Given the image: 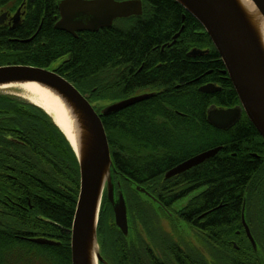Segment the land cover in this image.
<instances>
[{
    "label": "trees",
    "instance_id": "trees-1",
    "mask_svg": "<svg viewBox=\"0 0 264 264\" xmlns=\"http://www.w3.org/2000/svg\"><path fill=\"white\" fill-rule=\"evenodd\" d=\"M141 1L142 16L73 37L55 29L51 1L35 0L20 32L26 38L36 35L27 43H13L1 34L0 67L50 69L61 60L56 72L97 110L101 103L130 98L139 90L154 91L148 100L102 117L115 190H124L133 231L130 238L120 233L104 197L98 237L109 264H159L155 252L164 240L160 217L135 186L145 188L160 208L190 197L194 204L182 208L183 217L207 234L208 241L211 236L220 248L233 251L244 205L253 232L264 235V140L245 113L228 130L209 125V106L240 105L228 75H223L219 53L199 22L174 0ZM193 49L207 53L189 56ZM207 82L222 84V92L200 93L198 88ZM180 137L186 142L179 144ZM193 138L201 140L192 143ZM172 141L178 144L172 146ZM217 147L222 149L215 157L165 179L173 167ZM200 188L206 190L191 196ZM79 191L76 154L52 118L28 100L0 92V264H72L71 229ZM28 233L59 245L17 237ZM259 244L264 249V239ZM238 245L251 249L248 243Z\"/></svg>",
    "mask_w": 264,
    "mask_h": 264
},
{
    "label": "water",
    "instance_id": "water-1",
    "mask_svg": "<svg viewBox=\"0 0 264 264\" xmlns=\"http://www.w3.org/2000/svg\"><path fill=\"white\" fill-rule=\"evenodd\" d=\"M192 15L206 31L224 63V74L228 75L239 98L240 105L233 108L212 107L208 112V123L220 130L233 127L245 113L249 121L264 140V47L259 33L238 0H174ZM264 21V0H250ZM60 20L55 29L73 37L81 32H98L110 28L116 20L143 15L141 0H64L59 4ZM179 36L177 34L175 39ZM207 51L193 49L189 56H203ZM61 60L50 69L9 65L0 67V91L21 88L33 83L49 87L64 100L65 108L73 117L76 146L74 150L80 168V191L71 229L72 264H92L93 246L97 244V264L106 262L98 244V223L102 203L106 196L112 205L117 229L124 237L129 235V215L125 195L120 188L118 196L113 182L114 163L102 117L118 113L155 93H145L111 104L97 110L71 82L56 72ZM221 89L214 84L199 88L202 93H214ZM47 113V112H46ZM54 124L66 137L63 130ZM67 139V137H66ZM68 140V139H67ZM69 142V140H68ZM222 147L201 152L165 173V179L179 176L203 162L215 157ZM120 186V185H119ZM135 190L147 197L155 206L158 200L145 188ZM243 224L255 245L245 221ZM40 245H59L47 238H33ZM256 247V245H255Z\"/></svg>",
    "mask_w": 264,
    "mask_h": 264
},
{
    "label": "flooded vegetation",
    "instance_id": "flooded-vegetation-1",
    "mask_svg": "<svg viewBox=\"0 0 264 264\" xmlns=\"http://www.w3.org/2000/svg\"><path fill=\"white\" fill-rule=\"evenodd\" d=\"M49 1H51L53 7H55V12H54L55 14L53 15L54 27H55L56 23L60 20L59 4L64 0H49ZM33 2H35V0H0V35L1 34L6 35L4 39L13 43L14 42L27 43L31 41V39L36 35L37 32L35 33V35L26 38V36L22 35L20 32V30L24 28L27 19L31 16V12L34 11L35 9V6L32 5ZM81 33H85V32H81ZM81 33H77V35ZM177 38L175 39L174 36L173 41L169 46H173ZM192 57H199V56H192ZM224 71H223V75H226L224 74ZM209 84H214L216 87L220 88L221 90L214 93H203V94L213 95L215 93L222 92L223 89L222 84L218 82H207L202 84L200 87ZM153 92L154 91H150L148 89H142L139 90L138 93L133 96H137L140 93H153ZM212 107L224 108L222 106L211 105L209 106L208 112ZM204 190L206 189L200 188L199 190H196L190 194L192 196ZM189 199L190 197H187L185 199H180L179 201L173 202L169 207L167 206L161 208V210L164 211L165 210L171 211L174 214L176 220L174 219L173 221L168 218V220L171 221L170 222L171 225L173 226L172 229L166 231L162 229L163 228L162 226L159 229L161 237L162 239H164L161 248L157 252H155L156 255L159 257L160 260L159 264H264V249L259 248L260 247L259 241H261V239H264V235L262 234L259 235L254 233L253 232L254 230L252 229L246 217H245V221L249 228L251 236L255 242L256 247L255 245H253L250 236L246 232L241 214L242 230L236 231V237L231 241L233 246L235 247V250L233 251L225 250L220 248L212 240L211 236H209V241H208L207 234L199 232L195 228L194 222L192 220H188L186 217H183L185 215V212H181L182 208L194 204V203L190 204ZM177 207L180 208L179 211L176 212L174 209H176ZM259 208H257V210H259ZM259 215H260V211H258L257 213V219H259ZM179 224H184L188 228V231L191 232V236L192 233H194L195 237L192 236L191 238H194L192 240L196 242L199 239V242H201L200 248L204 249L205 251H201V249L199 250V248H197V245L194 244L192 240L182 237ZM28 235L22 236L21 234H17V237L27 241H31V239L33 238H43V237H34L33 233H28ZM238 242L240 244L248 243L251 249L249 250L240 249ZM150 253L151 251H147V255H148L147 257H149Z\"/></svg>",
    "mask_w": 264,
    "mask_h": 264
},
{
    "label": "bare ground",
    "instance_id": "bare-ground-1",
    "mask_svg": "<svg viewBox=\"0 0 264 264\" xmlns=\"http://www.w3.org/2000/svg\"><path fill=\"white\" fill-rule=\"evenodd\" d=\"M242 8L246 11L251 22L255 26L259 33L261 43L264 47V21L255 9L254 5L250 0H238ZM24 91V97L26 96L32 104L43 109L49 113L55 120V123L63 130L66 134L69 143L75 147V134H74V120L70 116V111L65 108L64 100L57 94L53 89L40 85L28 83L21 86ZM97 244L93 246L91 255L92 264H97L96 261Z\"/></svg>",
    "mask_w": 264,
    "mask_h": 264
},
{
    "label": "rangeland",
    "instance_id": "rangeland-1",
    "mask_svg": "<svg viewBox=\"0 0 264 264\" xmlns=\"http://www.w3.org/2000/svg\"><path fill=\"white\" fill-rule=\"evenodd\" d=\"M2 92H4V93H9V94H11V95H14V96H17V97H20V98H27L26 96L24 97V91L21 89V88H12V89H4V90H2ZM141 94H144V93H140L139 95H141ZM28 100V99H27ZM109 104H111V103H101L100 105H99V109L98 110H100L101 108H103V107H105V106H107V105H109ZM144 125L145 126H147V124H146V121H145V119H144ZM147 129H149V128H147ZM201 139H198V138H193V139H191L190 141H192V143H197L198 141H200ZM177 141L179 142V144L180 143H182L183 141H184V143L186 142L185 140H183L182 139V137H180L179 139H177ZM178 142H176V141H172V146H176L177 144H178ZM122 189V191H123V193H124V190H123V188H121ZM120 190V189H119ZM119 190H117L116 191V196H118V192H119ZM125 194V193H124ZM105 198H106V196H105ZM110 206H111V208H112V205L110 204ZM152 207H153V209H154V211L159 215V224H158V226L159 227H163L162 229L163 230H166V231H168L169 229H172V225H171V221H169L168 220V218L169 219H171V220H173L174 221V219H175V216H174V214L171 212V211H169V210H161V208L159 207V206H155V205H151ZM175 208V207H174ZM173 208V209H174ZM179 208L180 207H177L176 209H174L176 212L177 211H179ZM112 211H113V208H112ZM113 220H114V213H113ZM176 220V219H175ZM114 224H115V220H114ZM116 226V225H115ZM178 227V226H177ZM117 228V227H116ZM129 228H130V224H129ZM179 228L181 229L180 231H181V235H182V237L183 238H186V239H189V240H192V239H194V238H191L192 236L193 237H195V235H194V233H192V236H191V232L190 231H188V228L184 225V224H179ZM97 236H98V232H97ZM133 237V231H132V228H130V230H129V235H128V237L127 238H130V237ZM195 239H197V238H195ZM193 241V243L194 244H196L197 245V248H199V250L201 249L200 248V243L201 242H199V239L195 242L194 240H192ZM98 244H99V249H100V253H101V256H102V258L104 259V255L102 254V248H101V245H100V242H99V237H98ZM201 251H205L204 249H201ZM104 261L106 262L105 264H109L105 259H104Z\"/></svg>",
    "mask_w": 264,
    "mask_h": 264
}]
</instances>
